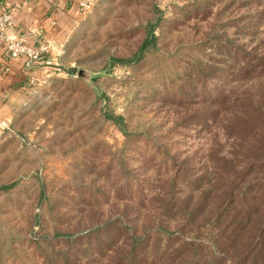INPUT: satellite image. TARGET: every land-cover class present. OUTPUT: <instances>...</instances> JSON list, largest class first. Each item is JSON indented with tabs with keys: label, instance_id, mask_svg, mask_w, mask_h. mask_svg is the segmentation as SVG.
I'll return each mask as SVG.
<instances>
[{
	"label": "rangeland",
	"instance_id": "obj_1",
	"mask_svg": "<svg viewBox=\"0 0 264 264\" xmlns=\"http://www.w3.org/2000/svg\"><path fill=\"white\" fill-rule=\"evenodd\" d=\"M60 22L2 114L0 264H45V239L53 264H115L131 234L151 235L139 250L153 264L182 244L161 229L212 247L223 181L264 157L246 116L264 131V0H96ZM150 28L157 50L135 62Z\"/></svg>",
	"mask_w": 264,
	"mask_h": 264
},
{
	"label": "trees",
	"instance_id": "obj_2",
	"mask_svg": "<svg viewBox=\"0 0 264 264\" xmlns=\"http://www.w3.org/2000/svg\"><path fill=\"white\" fill-rule=\"evenodd\" d=\"M157 47V37L154 29L150 28L134 61H140L144 58L146 52H153L157 50ZM134 61L132 59L114 60L115 63L120 64H131ZM246 116L252 117V120L248 121L253 128L250 133L254 135V138L264 140V131H261L260 127L254 123V118L259 117L257 112L254 109H249ZM106 118L121 127L122 118L113 116ZM124 134L127 133L124 131ZM253 157L254 161L249 167L256 164L259 167L257 170L253 168L246 169L243 179L238 180L240 182L237 181L238 177L230 176L232 174L230 172L228 178L226 177V180L223 181L224 185L222 186L225 188L224 200L215 206L214 211H217V213L214 220H206V225L211 226L209 230L211 236L208 240L211 241L212 247L206 246L197 240L184 242L179 238L175 239L174 237L178 236L177 233L171 234L169 231L161 229L158 231L159 235L165 234L170 240H177L182 244L180 250L173 253L162 251L161 255L156 256L153 264H224L228 260L234 262V264H264V157L259 154H255ZM251 169L253 171L249 172ZM254 170L256 171L254 172ZM253 173L260 174L263 179L250 180ZM242 182L244 185H242ZM12 187V185L0 187V192H8ZM186 210H188V206L184 208L185 212L183 214L189 215ZM190 219L192 222H196L192 218ZM222 226L224 228L221 230ZM215 230H218V233L212 236ZM228 230H231L229 236L227 234ZM133 235H129L131 241L129 246H132V250L121 255L122 257L115 264H150L148 255L143 249L149 245L151 235L141 238ZM54 239H63L67 243L75 242L72 235L57 233ZM51 244L52 240L48 242V239L35 243L37 252L45 264H53L60 256V252ZM140 245L144 246L143 253L139 250ZM205 258L206 260H204ZM61 260L63 264H72L66 257H61Z\"/></svg>",
	"mask_w": 264,
	"mask_h": 264
},
{
	"label": "crops",
	"instance_id": "obj_3",
	"mask_svg": "<svg viewBox=\"0 0 264 264\" xmlns=\"http://www.w3.org/2000/svg\"><path fill=\"white\" fill-rule=\"evenodd\" d=\"M79 2L80 0H0V15L10 13L14 16L16 30L10 36H21L28 45L38 47L39 43L47 44L53 40V36L60 31V26H63L61 19ZM7 58V45L0 39V121L8 108L14 109L20 92L35 84L34 76L45 69L40 62L27 66L26 60L21 58L10 62V70L7 72L4 71Z\"/></svg>",
	"mask_w": 264,
	"mask_h": 264
},
{
	"label": "built area",
	"instance_id": "obj_4",
	"mask_svg": "<svg viewBox=\"0 0 264 264\" xmlns=\"http://www.w3.org/2000/svg\"><path fill=\"white\" fill-rule=\"evenodd\" d=\"M96 0H80L79 7L82 10H89L93 7ZM16 30V21L14 16L10 13H3L0 15V39L7 45L8 58L4 71L9 72V63L14 60L24 58L26 65L31 66L39 63L43 56L49 53V46L45 43H39V46L28 45L26 39L18 36H10ZM2 130H9L7 124L0 121V133Z\"/></svg>",
	"mask_w": 264,
	"mask_h": 264
}]
</instances>
